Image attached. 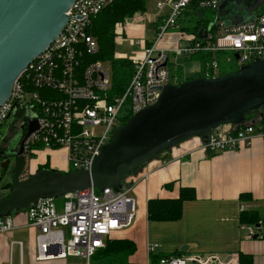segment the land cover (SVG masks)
Wrapping results in <instances>:
<instances>
[{
  "label": "built area",
  "instance_id": "obj_1",
  "mask_svg": "<svg viewBox=\"0 0 264 264\" xmlns=\"http://www.w3.org/2000/svg\"><path fill=\"white\" fill-rule=\"evenodd\" d=\"M113 1H73L61 33L15 80L9 99L0 107V132L10 118L6 133L0 134V142L11 128H23L25 136L28 122L34 120L37 130L24 142L28 156L46 151L66 163L65 173L88 171L101 148L110 141L113 130L121 126V119L154 104L160 95L159 89L180 80L177 76L171 80L167 67L172 60L176 61L175 58H189L199 51L229 52L233 58L237 55V70L254 60H264V2L261 12H255L249 24L226 26L214 17L209 27L202 30L207 32L204 41L212 38L214 41L204 45L195 42L194 36L178 32L177 20L193 0L157 2L158 11L168 8L169 13L158 16L160 24L152 32L149 47L144 38L133 43L141 51L140 55L136 53L128 58L134 68L133 75L124 93L109 99V65L101 62L84 65L83 59L97 52L96 41L89 33L92 19ZM220 1L194 2L199 10L217 14ZM135 20L127 19L123 25H117L115 37L133 27ZM212 27L217 30L215 35L209 34ZM173 31L180 35L176 45L168 50L160 49L159 43ZM217 73L218 64L212 61L207 65L204 78L217 77ZM254 127L246 125L229 133L219 129L212 131L205 148L214 154L248 147L254 137H264L263 133H256ZM128 194L129 190L124 188L98 192L90 187L61 199L39 200L25 209L26 225L35 231L34 262L45 264L68 258L88 262L97 251L104 249L113 232L132 225L135 204ZM13 229L11 215L0 218V246ZM240 230L245 233L246 240L264 241V219L253 225L242 224ZM15 247L21 263L23 244L12 242L10 253ZM154 248L150 247V252ZM214 260V256L206 259L169 256L159 258L158 264H214Z\"/></svg>",
  "mask_w": 264,
  "mask_h": 264
},
{
  "label": "water",
  "instance_id": "obj_2",
  "mask_svg": "<svg viewBox=\"0 0 264 264\" xmlns=\"http://www.w3.org/2000/svg\"><path fill=\"white\" fill-rule=\"evenodd\" d=\"M73 1L0 0V107L9 99L15 80L61 33ZM232 1L236 6L225 11ZM263 2L221 0L217 18L227 19L232 27L252 23V14ZM241 8L247 17L238 14ZM201 14L198 10L199 19ZM198 38L206 40L207 32L200 30ZM159 91L154 104L113 130L88 171L62 174L40 170L22 182L15 179L8 198L0 201V218L23 212L39 200L61 199L90 187L98 192L120 191L127 175L163 152L191 138L206 142L208 134L223 126H243L246 114L264 109V60H254L236 72L214 78L166 85ZM9 122L10 118L5 129ZM36 130V122L30 120L22 143Z\"/></svg>",
  "mask_w": 264,
  "mask_h": 264
},
{
  "label": "crops",
  "instance_id": "obj_3",
  "mask_svg": "<svg viewBox=\"0 0 264 264\" xmlns=\"http://www.w3.org/2000/svg\"><path fill=\"white\" fill-rule=\"evenodd\" d=\"M140 30L139 27L126 28L121 35L122 40L132 38L130 47H134L133 43L141 38L151 42L152 38L146 39L145 31L141 35ZM179 37L176 33L168 34L159 43V48H173ZM136 53L140 55L141 51L137 50L134 54ZM115 56L117 59L129 58L117 54ZM186 61L188 58L183 57L182 62L185 64ZM172 62L177 63L175 60ZM198 72L199 67L190 70L192 76ZM246 125L255 126L256 133L264 134V123L260 124L257 117ZM219 130L229 133L233 128L223 126ZM204 144L202 138H191L163 152L136 173L124 178L123 188L129 190L128 196L135 204V218L129 228L113 232L108 241H131L135 245L133 254L105 263L100 258V252L88 262L78 258L72 259L86 264H158L161 257L199 256L206 259L208 256H214V264H238L239 254H243L251 258L252 264H264V241L246 240L239 223L241 212L255 211L264 219V137H254L248 147L214 154L209 153ZM35 157H31L30 161L32 173L36 167L44 165L59 172L66 169V163L59 160L54 153L43 151ZM55 159L59 165L52 167L51 160L56 162L53 161ZM181 188L193 189L195 200L182 205V215L178 221L147 220L146 205L149 200L176 199ZM245 194L249 195V199L240 201V195ZM12 221L13 231H30L32 239L29 252L32 255L31 264L35 263V231L26 225L24 212L15 213ZM12 242L23 244L22 241L9 242V236L3 238L0 246V264L5 261L11 264L14 249L10 253ZM152 246L155 248L150 252ZM22 259L21 257L19 263L18 255V264H22ZM66 260L57 262L64 264ZM51 263L53 262L45 264Z\"/></svg>",
  "mask_w": 264,
  "mask_h": 264
},
{
  "label": "trees",
  "instance_id": "obj_4",
  "mask_svg": "<svg viewBox=\"0 0 264 264\" xmlns=\"http://www.w3.org/2000/svg\"><path fill=\"white\" fill-rule=\"evenodd\" d=\"M197 2L191 1L189 7L182 12L181 16L177 20L178 32L186 35H192L195 37V42L201 43V45L207 42L211 43L214 39H207V41L198 38V32L200 30H206L209 24L212 23L214 17L217 14L207 11H202L200 19L197 17L198 7ZM146 10V0H114L110 5L104 8L97 16L92 19L91 27L89 30L90 35L94 38L97 44V52L94 56H85L83 64L101 62L108 64L111 70V87L108 91V98L120 96L124 93V90L133 75L134 68L131 62L126 58H115V29L117 25L123 24L127 19H131L136 16H141ZM160 19L154 24H149L147 27L152 33L156 29V25L160 24ZM215 27H212L209 34L215 35ZM149 47L150 42H146ZM217 53L211 52H197L188 58L189 62L197 63L199 72L192 78H186L179 80L175 85H179L182 82L192 80L198 77H205L207 65L212 61H216ZM170 78L180 75L183 71V65L177 63H170L167 65ZM237 69H233L231 72H236ZM229 72V73H231ZM226 74V72L220 71L218 76ZM260 119V124L264 122V109H259L248 113L244 117V125L240 127L232 126L237 131L246 126V123L251 121L253 118ZM129 116L121 119V125L126 122ZM19 131V130H18ZM23 133V132H22ZM39 147V146H36ZM161 155V154H160ZM159 156V155H158ZM145 165V164H144ZM143 165V166H144ZM142 166V167H143ZM49 169V166L44 165L38 167V170ZM140 168L133 171L131 174L136 173ZM53 172H59L51 170ZM71 171L67 172L70 173ZM64 174L65 172H61ZM127 175V176H129ZM126 176V177H127ZM249 199V195H240L239 200L243 201ZM195 200L194 190L191 188H181L179 190L178 197L176 199H156L149 200L146 205V217L150 222H176L181 218L182 205L185 202ZM261 219L257 212H241L239 215L240 225H253ZM135 251V245L128 240H106L105 247L103 250L97 251L94 256L100 252V258L105 262H113L117 258L128 256L133 254ZM93 256V257H94ZM92 257V258H93ZM103 263V262H102ZM238 264H252V260L249 256L239 254Z\"/></svg>",
  "mask_w": 264,
  "mask_h": 264
},
{
  "label": "rangeland",
  "instance_id": "obj_5",
  "mask_svg": "<svg viewBox=\"0 0 264 264\" xmlns=\"http://www.w3.org/2000/svg\"><path fill=\"white\" fill-rule=\"evenodd\" d=\"M165 1H168V0H146V10L144 11V13L141 16H137L138 19L136 17H133L134 19H136L135 23L133 25V28H136V27H139V29L141 28V30H140V32H142L141 35H143V32L145 31V35L144 36H145L146 39H150V38L153 39V35H154L147 28L149 26L150 22H155L157 16L166 15V14L169 13V9L168 8H165L162 11H158L156 9V3L157 2H165ZM236 1H238V0H236ZM235 6H236L235 2H233V1L229 2V3H227V5L225 7V11H231V9H233ZM261 9L262 8L259 7L255 11L256 14L260 13ZM255 12L252 15H254ZM238 14H240L241 16L247 17L246 13H244V11H243V8H241V10H240V12H238ZM229 17L232 18L231 15H229ZM214 20H212V21H214ZM220 21H223L226 26H229V24H230V22L227 19H225V18H223ZM128 31H130V30H128ZM172 33H174V31ZM129 35H131V32H129ZM131 39L132 38H127V39H124V41H123L122 40V36L116 35V37H115V53L118 56L129 57L132 54H134L135 51L139 50L136 47H130L129 46ZM169 40L170 39L168 38V41ZM175 59H176L177 64L183 65V71H182V74L180 75V80L182 81V80H184L186 78H192L193 76H192V73H190V70H195L198 67L197 63L186 61V63L184 64L182 62V57H177ZM216 62L218 64V73H217V75L219 74L220 71L229 73L233 69L236 68V61L233 58V55L231 53H229V52H220V54L217 55ZM178 80H179V78H178ZM258 127H261V126H258ZM5 133H6V129L3 127L1 129L0 134H1V136H3ZM19 135L20 134L17 133L15 135V137H14V140H17ZM35 149H36V147H35ZM36 151H41V150L37 149ZM39 156H41V155H39ZM33 158H36V157L32 156V159ZM38 158L39 157H37V159ZM53 161H56V162H52V160H51V164L53 165L52 167H54L55 165L58 164L56 159L53 160ZM34 162H35V160H34ZM59 201L60 200H58L57 202H59ZM14 214L15 213L11 214V216H13ZM8 236H9V242L10 241H22L23 242L24 251H23V256H22V258H23L22 259V264H31L32 255L29 252V245L31 243L32 236H31L30 231L27 230V229L16 230V231H13V233L11 232V234L7 235V237ZM79 261L80 260H78V259L68 258L64 262V264H79ZM80 263L81 264H86V263H83L82 261H80ZM4 264H7V262L5 261ZM11 264H18V253H17V249H15V248L13 249L12 258H11ZM33 264H36V263H33ZM51 264H61V263L57 262V261H54ZM87 264H89V263H87Z\"/></svg>",
  "mask_w": 264,
  "mask_h": 264
},
{
  "label": "flooded vegetation",
  "instance_id": "obj_6",
  "mask_svg": "<svg viewBox=\"0 0 264 264\" xmlns=\"http://www.w3.org/2000/svg\"><path fill=\"white\" fill-rule=\"evenodd\" d=\"M17 133H19L18 130L11 128L0 142V201L8 198L15 179L22 182L29 175L39 171L36 167L34 172H31V156L26 154L24 143H22L24 135L22 133L19 140H14Z\"/></svg>",
  "mask_w": 264,
  "mask_h": 264
}]
</instances>
